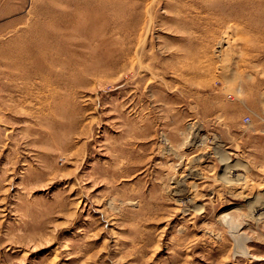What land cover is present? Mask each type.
<instances>
[{
    "label": "rangeland",
    "instance_id": "374dc122",
    "mask_svg": "<svg viewBox=\"0 0 264 264\" xmlns=\"http://www.w3.org/2000/svg\"><path fill=\"white\" fill-rule=\"evenodd\" d=\"M67 1L0 0V264H264V0Z\"/></svg>",
    "mask_w": 264,
    "mask_h": 264
},
{
    "label": "bare ground",
    "instance_id": "6f19581e",
    "mask_svg": "<svg viewBox=\"0 0 264 264\" xmlns=\"http://www.w3.org/2000/svg\"><path fill=\"white\" fill-rule=\"evenodd\" d=\"M68 1H69V2H68ZM68 1H67V2L70 3V0H68ZM79 1H80V0H79ZM79 1H78V2H79ZM89 1H90V0H89ZM84 2H85V1H84ZM86 2L88 3V1H86ZM82 3H83V2H82ZM76 4H77V3H76ZM81 5H82V4H81ZM84 5L87 6L85 3H84ZM92 5H93V4H90V7H91ZM85 8H86V7H85ZM202 140H203V139H202ZM204 157H205V156H204ZM197 158H199V157H197ZM240 171H241V170H240ZM191 173H192V172H191ZM225 182H227V181H225ZM190 200H191V199H190ZM262 209H263V206H262L261 204L256 208L257 211H260V210H262ZM225 214H226V213H225ZM229 216H230V215H229ZM229 216H228V218H229ZM226 219H227V217H226Z\"/></svg>",
    "mask_w": 264,
    "mask_h": 264
},
{
    "label": "built area",
    "instance_id": "2783aa9c",
    "mask_svg": "<svg viewBox=\"0 0 264 264\" xmlns=\"http://www.w3.org/2000/svg\"><path fill=\"white\" fill-rule=\"evenodd\" d=\"M246 121H247V122H249V121H250V119H249V118H246Z\"/></svg>",
    "mask_w": 264,
    "mask_h": 264
}]
</instances>
